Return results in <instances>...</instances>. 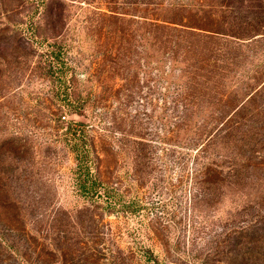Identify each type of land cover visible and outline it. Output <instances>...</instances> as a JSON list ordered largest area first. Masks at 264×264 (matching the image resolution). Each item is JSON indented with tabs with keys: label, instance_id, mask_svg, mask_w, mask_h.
<instances>
[{
	"label": "rangeland",
	"instance_id": "rangeland-1",
	"mask_svg": "<svg viewBox=\"0 0 264 264\" xmlns=\"http://www.w3.org/2000/svg\"><path fill=\"white\" fill-rule=\"evenodd\" d=\"M220 1L0 0V264H257L264 36L179 33Z\"/></svg>",
	"mask_w": 264,
	"mask_h": 264
},
{
	"label": "trees",
	"instance_id": "trees-1",
	"mask_svg": "<svg viewBox=\"0 0 264 264\" xmlns=\"http://www.w3.org/2000/svg\"><path fill=\"white\" fill-rule=\"evenodd\" d=\"M235 1L236 3H229L225 0H221L219 3L215 5L214 10L210 13L211 18L205 24H179V33H187L185 32L190 29H196L201 31L205 35L209 36H218V35H228L232 37H236V39H256L255 36H264V22L262 16H264V9L262 3L264 0H230ZM248 2V3H246ZM218 13V15H217ZM239 13L243 14L245 18L252 21H241L237 22L233 20V14ZM253 16V17H251ZM261 16V17H260ZM256 18V21L253 20ZM164 23L171 25H164L165 28L171 29L173 31L178 30L172 26L174 22L165 21ZM215 34V35H214ZM246 36V37H243ZM243 37V38H242ZM259 38V37H258ZM58 54L51 50L46 53V61L48 64H52L57 62ZM50 68V67H49ZM73 131L70 133L72 136L70 149L74 154V158L77 161L76 167L81 172H84V175L88 176L89 174V165L87 163V159L89 155H92L94 151V147L92 144L86 146L85 141L82 139V135L80 134L79 129L72 128ZM91 179L92 182L97 183L96 177L92 174ZM83 184V183H82ZM261 238L258 236L255 240H248V242H255L260 240L264 242V226L262 227ZM258 243V244H259ZM257 246V245H256ZM258 248V247H256ZM259 249V248H258ZM260 256V257H259ZM258 260H262L261 264H264V252L263 253H255L253 256V261L258 264Z\"/></svg>",
	"mask_w": 264,
	"mask_h": 264
}]
</instances>
